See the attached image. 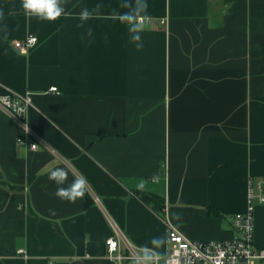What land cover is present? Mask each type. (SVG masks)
Returning <instances> with one entry per match:
<instances>
[{
    "label": "crops",
    "instance_id": "1",
    "mask_svg": "<svg viewBox=\"0 0 264 264\" xmlns=\"http://www.w3.org/2000/svg\"><path fill=\"white\" fill-rule=\"evenodd\" d=\"M146 2L138 48L113 18L123 0H67L55 21L0 0V95H31L40 137L20 144L32 136L0 106V264H117L105 244L116 229L158 253L169 226L193 240L235 235L249 178L264 176V0ZM28 34L39 40L21 52L13 43ZM58 167L64 187L86 178L83 199L54 195ZM254 238L264 247V204Z\"/></svg>",
    "mask_w": 264,
    "mask_h": 264
},
{
    "label": "built area",
    "instance_id": "2",
    "mask_svg": "<svg viewBox=\"0 0 264 264\" xmlns=\"http://www.w3.org/2000/svg\"><path fill=\"white\" fill-rule=\"evenodd\" d=\"M38 36L28 34L18 38L13 45L21 52H27L38 42ZM51 91L59 92L57 86ZM31 104V95L9 92L0 95V106L20 123L26 138H17L20 144L36 149L40 137L27 120V109ZM264 204V176L250 177L246 195V208L233 216L235 235L229 239L193 240L173 226L167 229L168 250L158 253L149 250L154 257V264H264V247L255 243V208ZM126 243V249L123 248ZM107 256L117 264H136L142 250L126 241L116 229V234L105 240ZM19 252H24L23 248Z\"/></svg>",
    "mask_w": 264,
    "mask_h": 264
},
{
    "label": "clouds",
    "instance_id": "3",
    "mask_svg": "<svg viewBox=\"0 0 264 264\" xmlns=\"http://www.w3.org/2000/svg\"><path fill=\"white\" fill-rule=\"evenodd\" d=\"M67 0H21L22 8L26 15L30 17H36L39 20L55 21L61 16L66 14ZM101 6H97L90 11L88 8H84L79 13L81 21H88L93 18L94 13H98ZM120 7L126 9L122 13H116L113 18L119 19L122 24L128 27L130 39L137 43V47L142 45L139 43L142 40L141 33L149 27L151 17L148 15V4L146 0H123ZM91 35V30H89ZM48 179L57 185L54 195L60 200L67 201L69 203H76L77 200L83 199L87 190V180L83 176L76 177L67 187L68 171L64 168H55L49 175ZM153 182H158L159 177L154 175ZM146 181L141 179L137 184V188L143 190ZM53 215L55 211L49 210ZM176 218L179 219L180 215L177 213ZM165 241L162 237L153 238L151 241L152 248H160L164 245ZM136 264H154V257L150 253L148 248H144L136 261Z\"/></svg>",
    "mask_w": 264,
    "mask_h": 264
},
{
    "label": "water",
    "instance_id": "4",
    "mask_svg": "<svg viewBox=\"0 0 264 264\" xmlns=\"http://www.w3.org/2000/svg\"><path fill=\"white\" fill-rule=\"evenodd\" d=\"M74 264H82V261L81 260H75Z\"/></svg>",
    "mask_w": 264,
    "mask_h": 264
},
{
    "label": "trees",
    "instance_id": "5",
    "mask_svg": "<svg viewBox=\"0 0 264 264\" xmlns=\"http://www.w3.org/2000/svg\"><path fill=\"white\" fill-rule=\"evenodd\" d=\"M88 199H89V198H88ZM160 205H161V204L158 203V204L156 205V207H157L156 209H158ZM158 210H161V209L159 208Z\"/></svg>",
    "mask_w": 264,
    "mask_h": 264
}]
</instances>
